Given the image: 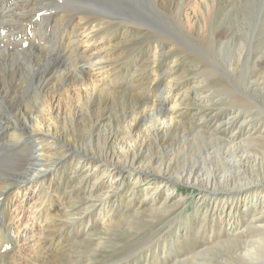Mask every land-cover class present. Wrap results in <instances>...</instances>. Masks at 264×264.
<instances>
[{
  "label": "bare ground",
  "instance_id": "1",
  "mask_svg": "<svg viewBox=\"0 0 264 264\" xmlns=\"http://www.w3.org/2000/svg\"><path fill=\"white\" fill-rule=\"evenodd\" d=\"M55 1L57 0H0V163L5 157L15 158V165L8 169L12 174L0 175V211L3 202L14 204L21 192L20 198L28 205L34 195L33 189L42 184L44 188L39 190L36 196L41 195L42 190L45 193L48 191L50 195L47 199V194L44 196V207L28 205L31 220L27 224L14 226L18 213L15 211L13 214V210L9 213L5 208L3 221H0V264H57L55 257L62 251L63 243L68 242L69 233L82 226L84 231H89V218L94 222V213L111 212L121 196V190H124L123 187H131L127 184L135 186L151 180L153 183L144 190L141 201H148L149 209H153L161 193L166 191L163 203L157 206L158 209H151L154 213L165 210L171 199L169 195L173 194V189L170 188L176 184L196 186L204 190L200 198L202 201H196V204H204L207 201L203 198L208 199L214 206V211L219 213L220 223L226 228L219 234L228 233V237L232 236L234 239L223 240L210 249L218 248L228 254L237 252L235 242L239 243L240 237L252 228H238L236 217L247 211V205L250 203L254 208L261 206L260 215L261 218L264 217V181L245 183L246 179H241L244 174L242 168L248 163L244 161L248 157L242 151L245 148L240 147L241 145H227L213 139L214 136L211 137L212 142L217 145V156H220L221 150L222 157H229L231 171L221 174L209 170L213 167L206 164L204 152L200 149L191 152L188 149L190 136L192 141L201 140V137L205 140L206 136L201 130L200 121L195 120L197 114L191 115L189 111L196 103L189 104L186 100L178 99L166 109L171 92L165 89L167 97H161L165 94L163 91L155 96L153 103L136 104L133 97L137 94L130 95L139 93L140 90L137 83L141 78L135 76L136 71L132 73L128 85H125L127 89L124 88L121 93L104 89V85L100 84L101 80L109 76L105 73L107 70H103V65L106 66V58L115 55V47L106 50L101 58L89 55V61H83L88 60L86 54L90 49V40L103 25V18H100V26H95L94 17L102 12L91 9L97 11L92 12L93 14L88 12V17H81L83 22L76 23L73 28L65 20V12L61 10L64 14L59 16L60 12L56 13L57 10L53 9ZM195 6L197 10L194 17L202 22L205 14L209 22L214 10L212 1L198 0ZM44 10L52 14L46 21L43 19ZM172 17L180 31V13H175ZM83 18L92 20L88 21L91 23L89 32L83 29L86 24ZM108 22L114 23L112 20ZM52 35H57L58 38L54 40ZM21 53L27 54V57L19 61ZM52 57H65L68 62L65 65L55 64L50 61ZM92 72H96V76L90 79ZM102 75L106 76L100 80ZM148 90L152 92L151 87ZM190 90L197 89L191 87ZM137 97L142 101L147 100V96L142 99L140 93ZM229 104L231 114L227 121L230 120V124L252 118L251 113L246 114L239 109L243 108L240 101H232ZM178 108L181 113L177 112ZM181 114L192 116L195 121L194 125L190 124L193 130H188L187 125L175 120ZM256 121L257 119H253L254 123ZM176 136L180 137L181 145L177 142L178 149H168L167 141ZM248 141L254 142L249 144L254 149L264 148L263 137H251ZM248 141L246 143H249ZM186 144L188 147H184ZM145 148H148L146 156ZM182 155H190L192 159L197 158V161L195 164L190 162L185 167L176 168L174 162ZM257 165L259 163L254 159L250 164L253 169L251 176L260 173ZM62 171L67 172L71 183L78 182L82 187H89L85 194L86 206L75 205L72 200L73 191L62 189V194L56 195L60 209L52 214L49 205L54 196L52 191L58 190V183H54ZM129 171L142 173L144 177H135V173H128ZM262 176L264 178V173ZM219 186L222 188H216ZM11 189L17 191L14 198L8 197V192L13 196ZM130 197L135 198L136 195L130 192ZM146 207L145 204L142 205L143 213L147 210ZM137 211L140 209L137 208ZM142 212H137L134 216L142 217ZM259 219L260 216L250 224L253 226L255 223L260 225L259 223L264 222V219ZM126 220L123 222L127 223ZM36 227H39L38 231ZM253 230L258 233L263 231L264 227L254 226ZM253 244L250 240L245 241L240 249L242 254L234 257L237 264H245V257L256 262V250L250 251ZM257 245L259 244L255 246ZM207 251L209 249L205 250ZM193 257L190 259L194 260ZM188 263L192 264L184 261V264Z\"/></svg>",
  "mask_w": 264,
  "mask_h": 264
},
{
  "label": "rangeland",
  "instance_id": "2",
  "mask_svg": "<svg viewBox=\"0 0 264 264\" xmlns=\"http://www.w3.org/2000/svg\"><path fill=\"white\" fill-rule=\"evenodd\" d=\"M196 1L198 2V0H158L157 2L151 0H115V2L57 0L53 9L57 10L56 13L60 12L59 16L64 14L61 13V10L65 12L64 18L73 28L76 23L82 21L81 17L87 16L88 12L93 14L92 12L97 11L91 9H98L102 12L94 17L95 26H100L99 22L102 20L100 18H103V25L100 26V32L95 30L98 34L94 33L90 40V49L86 54L88 60L83 61H89V55L101 58L105 55L106 50L115 47V55L106 58L108 59L106 66L103 65L105 67L103 70H107L105 73L109 76L104 80L101 78L106 75L100 77V84L104 85V89L121 93L124 88L127 89L130 77L136 71L135 76L141 78L137 83L140 85L138 92L142 99L147 96V100L142 101L137 97L139 93H130L131 96L137 94L136 97H133L136 104L153 103L155 96L161 94L165 89L171 92L167 99L166 109L170 108L173 102L178 99L186 100L189 104L196 103L197 105L194 104V107H190L189 111L191 115L197 114L195 120L196 122L200 121L201 130L206 136L205 140H202L203 137H201V140L198 141H192L190 136L189 144L187 143L189 151L200 149L204 152L203 158L206 164L213 167L209 170L222 174L231 171L229 157H222L221 150L218 157L216 142L213 143L212 140H220L227 145H241L240 147L245 148L242 151L248 156L244 160L245 163H248L242 168L244 174L241 179H246L245 183L263 182L264 148H252L249 144H254V142L248 141V139L258 136L264 139V0H211L214 13L212 12L209 22L205 14L201 19L202 22L194 17L195 10H197ZM44 11L43 19L46 21L51 13L49 14L50 11L47 10ZM175 13H180L182 26L180 31L172 19ZM83 19L86 20V24L83 23V29L89 32L91 28L89 22L92 20ZM105 19L106 21H104ZM111 20L114 22L113 24L108 22ZM52 37L54 40L58 38L57 35H52ZM26 55L21 53L19 61L27 57ZM65 60V57L50 58V61H54L55 64L65 65L68 59ZM109 72L111 73L109 74ZM94 76H96V72H92L90 79L95 78ZM149 87L152 88V92L148 90ZM191 87H196L197 90L191 91ZM144 88L147 89L143 90ZM167 91H164L165 94H162L161 97H167ZM232 101H240L243 108L239 109L246 114L251 113L252 118L257 119L259 123L256 121L255 124L249 117L245 121L243 119L234 121L233 125L230 124V120L227 121V119L230 118L229 103ZM114 107L113 109H115ZM177 112L181 113L180 108L177 109ZM191 115L181 114L175 120L187 125L188 130H193L190 124L194 125L195 121ZM136 132L137 130L134 131V133ZM178 137L167 141L168 149H178V143L181 145L180 137ZM247 141L249 143H246ZM145 150L144 156L147 155L148 148ZM12 158L5 157L2 160L0 175L12 174V171L8 170L15 165V158ZM184 158H186L185 163ZM254 159L259 163L256 167H259L260 173L251 176L253 169L250 164ZM196 161L197 158L192 159L190 155H182L177 157L174 166L181 168L190 162L195 164ZM128 173H135V177H144V174L136 171ZM69 177L66 171H62L59 178L55 180L54 184L58 183L56 185L58 190L52 191L54 196L49 204L52 214L57 213L60 209L56 195L62 194V189L73 191L72 200L75 205H85L87 201L85 194L89 187H82L78 182L71 183ZM259 182L258 184H260ZM151 183L153 180L135 186L129 183L127 185L131 187H123L124 190H121V196L111 212L103 211L101 214H97V212L93 214L95 226L92 219L89 218V231H84L82 226L69 233L68 242L63 243L62 251L58 257H55L56 263L184 264V261L187 260L192 264H230L231 262V264H237L236 259L234 260L235 255L239 257L242 254L240 252V249L243 248L242 245L246 240H250L254 242L250 251L256 250L257 264H264V230L258 233L253 230L254 226L264 227V222L259 223L260 225L255 223L253 226L250 224L259 216V221L264 219L260 215L261 206L254 208L250 203L247 205L248 210L236 217L238 228L243 230L245 227H249L252 230L247 231L246 235L241 234L239 243L235 242V247L239 249L237 248V252H233L234 255L223 253L218 248L213 250L210 248L215 247L223 240L230 239L232 241L234 239L232 236L228 237V233L219 234L226 228L220 223L219 213L214 211V206L208 199L203 198L207 201L204 204L199 206L196 204V201H202L200 198L204 190L196 186L176 184L170 188V190L173 189V194L169 195L171 199L166 204L165 210L154 213L151 211L152 208L149 209L148 201L141 203L142 194ZM42 188H44V184L33 189L34 195L28 205L44 207V196L47 194L45 197L47 199L50 195L48 191L45 193L42 190L41 195L36 196V193ZM216 188L221 189L222 187ZM130 192H133L137 198H131ZM10 193L13 196L11 197L8 192V197L14 198L17 191L11 189ZM21 194L22 192L15 199L14 204L8 205L3 202L0 221L6 210H9V213L13 211V214L18 213L14 226L27 224L31 220L30 208L20 198ZM165 196L166 191H163L159 201L153 206L154 210L163 203ZM143 204L147 206L145 213L142 212ZM226 207L225 204L224 213L227 212ZM5 208L7 209L5 210ZM137 208L140 211H137ZM243 210L241 209V211ZM136 211L142 212L141 214L144 215L142 217L134 216L137 215ZM132 216L134 217L132 218ZM125 219L131 223H124ZM36 228L38 231L39 227ZM219 235L220 238L217 239ZM256 244H259L257 245L259 247L255 246ZM206 249L209 251L205 252ZM219 256L221 257L219 258ZM242 256L244 257V255ZM191 257L194 260H191ZM245 260V264H251V262L256 264L253 260L249 261L247 257Z\"/></svg>",
  "mask_w": 264,
  "mask_h": 264
}]
</instances>
